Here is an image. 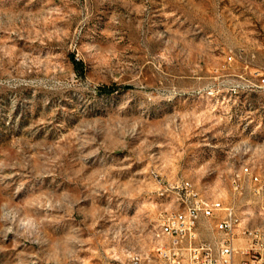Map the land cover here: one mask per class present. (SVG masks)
Returning a JSON list of instances; mask_svg holds the SVG:
<instances>
[{
    "label": "rangeland",
    "instance_id": "374dc122",
    "mask_svg": "<svg viewBox=\"0 0 264 264\" xmlns=\"http://www.w3.org/2000/svg\"><path fill=\"white\" fill-rule=\"evenodd\" d=\"M262 79L264 0H0V264L149 259L185 185L264 232Z\"/></svg>",
    "mask_w": 264,
    "mask_h": 264
},
{
    "label": "built area",
    "instance_id": "2783aa9c",
    "mask_svg": "<svg viewBox=\"0 0 264 264\" xmlns=\"http://www.w3.org/2000/svg\"><path fill=\"white\" fill-rule=\"evenodd\" d=\"M261 83L264 85V79ZM248 176L257 186L256 192L264 194V176L252 170ZM174 191L177 208L159 215L173 234V243L167 248L154 245L149 259L132 256L131 264H264V232L243 226L234 207L204 205L201 193L192 185ZM182 204H190V211L182 212ZM203 221L208 222V237L201 229Z\"/></svg>",
    "mask_w": 264,
    "mask_h": 264
},
{
    "label": "bare ground",
    "instance_id": "6f19581e",
    "mask_svg": "<svg viewBox=\"0 0 264 264\" xmlns=\"http://www.w3.org/2000/svg\"><path fill=\"white\" fill-rule=\"evenodd\" d=\"M248 170H251V169L249 167H246L243 169L244 174L247 176H248ZM203 200H204V205H221L222 204V202L219 200L212 201V200H209L208 198H203ZM189 211H190V204H182V212H189ZM169 213H172V212H169ZM159 221L160 223H159V229H158V237H160L162 240L159 248H167L168 244L173 243V234H170L168 232V228L164 220H159Z\"/></svg>",
    "mask_w": 264,
    "mask_h": 264
}]
</instances>
